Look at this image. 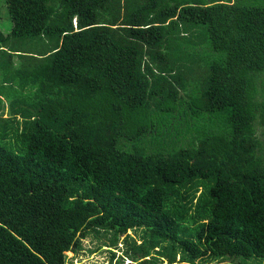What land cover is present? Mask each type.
I'll use <instances>...</instances> for the list:
<instances>
[{
  "label": "trees",
  "instance_id": "1",
  "mask_svg": "<svg viewBox=\"0 0 264 264\" xmlns=\"http://www.w3.org/2000/svg\"><path fill=\"white\" fill-rule=\"evenodd\" d=\"M5 2L0 264L264 260V0Z\"/></svg>",
  "mask_w": 264,
  "mask_h": 264
},
{
  "label": "rangeland",
  "instance_id": "2",
  "mask_svg": "<svg viewBox=\"0 0 264 264\" xmlns=\"http://www.w3.org/2000/svg\"><path fill=\"white\" fill-rule=\"evenodd\" d=\"M75 25V24H74ZM0 31L4 35H9L12 31V22L9 17L8 8L5 0H0ZM50 40L43 39L42 42H34L32 45H26L24 48L26 53L41 54L50 48ZM2 63L7 61V58H1ZM3 70H0V81ZM8 115V114H6ZM108 239L104 235L91 234L83 242V250L78 254L68 252V264H131V260H123V246L120 244L117 249L110 248ZM113 253L116 257L113 258ZM237 260L241 264H264V260L252 259L244 260L243 258L225 259L222 264H238ZM139 264V263H136Z\"/></svg>",
  "mask_w": 264,
  "mask_h": 264
},
{
  "label": "clouds",
  "instance_id": "3",
  "mask_svg": "<svg viewBox=\"0 0 264 264\" xmlns=\"http://www.w3.org/2000/svg\"><path fill=\"white\" fill-rule=\"evenodd\" d=\"M75 26L77 25L76 21L74 22Z\"/></svg>",
  "mask_w": 264,
  "mask_h": 264
}]
</instances>
